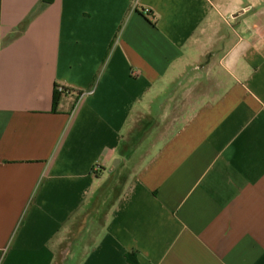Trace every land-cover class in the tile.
<instances>
[{
    "label": "crops",
    "instance_id": "1",
    "mask_svg": "<svg viewBox=\"0 0 264 264\" xmlns=\"http://www.w3.org/2000/svg\"><path fill=\"white\" fill-rule=\"evenodd\" d=\"M0 264H264V0H0Z\"/></svg>",
    "mask_w": 264,
    "mask_h": 264
},
{
    "label": "trees",
    "instance_id": "2",
    "mask_svg": "<svg viewBox=\"0 0 264 264\" xmlns=\"http://www.w3.org/2000/svg\"><path fill=\"white\" fill-rule=\"evenodd\" d=\"M54 0H43V3H52ZM150 14V13H149ZM61 89V91H60ZM67 92H70L69 89H66V88H63V87H59L57 86L56 87V92H55V95H54V108L56 109L58 104H59V101H60V96L64 93H67Z\"/></svg>",
    "mask_w": 264,
    "mask_h": 264
},
{
    "label": "built area",
    "instance_id": "3",
    "mask_svg": "<svg viewBox=\"0 0 264 264\" xmlns=\"http://www.w3.org/2000/svg\"><path fill=\"white\" fill-rule=\"evenodd\" d=\"M60 91H61V89H60ZM96 170H98V169L96 168Z\"/></svg>",
    "mask_w": 264,
    "mask_h": 264
}]
</instances>
